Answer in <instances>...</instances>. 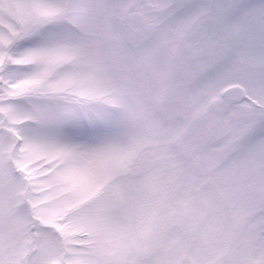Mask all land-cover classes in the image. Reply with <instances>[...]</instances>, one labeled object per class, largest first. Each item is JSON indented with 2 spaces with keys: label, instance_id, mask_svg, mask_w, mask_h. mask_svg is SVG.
Returning a JSON list of instances; mask_svg holds the SVG:
<instances>
[{
  "label": "snow or ice",
  "instance_id": "obj_1",
  "mask_svg": "<svg viewBox=\"0 0 264 264\" xmlns=\"http://www.w3.org/2000/svg\"><path fill=\"white\" fill-rule=\"evenodd\" d=\"M0 264H264V0H0Z\"/></svg>",
  "mask_w": 264,
  "mask_h": 264
}]
</instances>
